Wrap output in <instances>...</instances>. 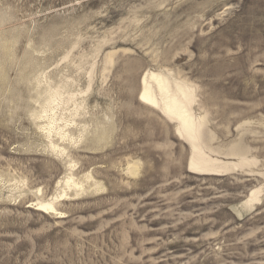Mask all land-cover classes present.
I'll return each mask as SVG.
<instances>
[{"label": "rangeland", "instance_id": "obj_1", "mask_svg": "<svg viewBox=\"0 0 264 264\" xmlns=\"http://www.w3.org/2000/svg\"><path fill=\"white\" fill-rule=\"evenodd\" d=\"M152 73L247 164L191 173ZM0 264H264V0H0Z\"/></svg>", "mask_w": 264, "mask_h": 264}, {"label": "bare ground", "instance_id": "obj_2", "mask_svg": "<svg viewBox=\"0 0 264 264\" xmlns=\"http://www.w3.org/2000/svg\"><path fill=\"white\" fill-rule=\"evenodd\" d=\"M148 81L155 85L158 95H156V92L153 91L151 84H149ZM142 86V92L139 93L140 95L138 97L139 102L150 108L158 109L166 118L177 122V134L190 144L192 155L189 160L188 168L191 173L205 176L219 175L228 170V165L237 168L241 164H247L246 160H242L239 162V164H226L218 160H213L205 154L200 142V130L203 122L202 119L196 120L191 112V105L194 102V97L193 93L187 86L175 83L174 88H172V84L168 81V78L153 73L147 74L142 78ZM52 96L47 101L48 105L52 104L55 100V98ZM54 123L55 121L53 118L48 119L46 128L49 129V135L51 133L50 129H53L52 125ZM57 135L61 140H64L68 137L67 134L63 132L62 128H58ZM233 156H237L236 152H234ZM65 186L69 190L72 187L74 189L83 191V184L73 182L71 176L68 177L67 181L65 182ZM257 193L258 191H254L250 194L249 199L246 201L248 205L255 201L257 202V200L254 199ZM61 194L62 195L57 196L55 199L66 196L64 190ZM35 206L37 207V211L42 213H56L53 203L39 202ZM61 215L62 214H60V216Z\"/></svg>", "mask_w": 264, "mask_h": 264}]
</instances>
